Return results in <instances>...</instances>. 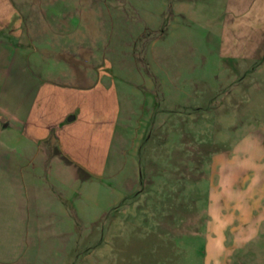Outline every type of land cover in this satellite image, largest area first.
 Listing matches in <instances>:
<instances>
[{
  "label": "rangeland",
  "instance_id": "374dc122",
  "mask_svg": "<svg viewBox=\"0 0 264 264\" xmlns=\"http://www.w3.org/2000/svg\"><path fill=\"white\" fill-rule=\"evenodd\" d=\"M229 2L0 0V264H264V41L224 42ZM46 96L65 150L14 121Z\"/></svg>",
  "mask_w": 264,
  "mask_h": 264
},
{
  "label": "crops",
  "instance_id": "0c3cea01",
  "mask_svg": "<svg viewBox=\"0 0 264 264\" xmlns=\"http://www.w3.org/2000/svg\"><path fill=\"white\" fill-rule=\"evenodd\" d=\"M229 12L231 15L228 17L227 23L230 25H235L236 29L239 25H250L252 33L246 38H242L238 36L237 33H234L233 35L231 34L224 38V42H229L232 48L235 46L238 48L240 47V51H244V54L253 55L255 46L260 45L262 47L264 41L263 36L262 38L259 36L255 37L257 33L261 31L260 29H264V27L258 28L253 26L264 25V0H230ZM242 46L244 47L243 49ZM250 46H253L252 51L248 48ZM240 51L239 53H243ZM53 100V98L47 96L43 98V102L40 107L42 113L36 115V117H38V119L36 118V122L28 121L26 123V121L22 122L18 119L14 121L17 123H22L25 126L23 134L37 142L44 140L47 141V139L50 138L54 133L56 135L54 136L56 137L57 141H59V143L63 146L62 148L65 150V147L70 144L68 133L75 127V125L78 124L76 122L78 120V116H73V118H70L71 112L76 109V105L58 106L53 104L55 103L52 102ZM82 116L83 119H85L86 115H81V117ZM7 123V119L2 120L1 126L4 125L3 128L7 127ZM255 144L259 145L258 143ZM260 149H262V147H260ZM262 165H264V163H262ZM3 167L4 166H1L0 170L5 174L8 173L7 167L12 169V166L6 165L5 168ZM262 170H264V167H262Z\"/></svg>",
  "mask_w": 264,
  "mask_h": 264
}]
</instances>
